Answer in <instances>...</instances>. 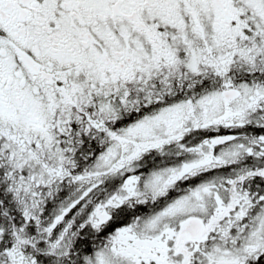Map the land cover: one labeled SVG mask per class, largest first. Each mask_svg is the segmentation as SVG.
I'll list each match as a JSON object with an SVG mask.
<instances>
[{"label":"snow or ice","instance_id":"obj_1","mask_svg":"<svg viewBox=\"0 0 264 264\" xmlns=\"http://www.w3.org/2000/svg\"><path fill=\"white\" fill-rule=\"evenodd\" d=\"M0 264H264V0H0Z\"/></svg>","mask_w":264,"mask_h":264}]
</instances>
